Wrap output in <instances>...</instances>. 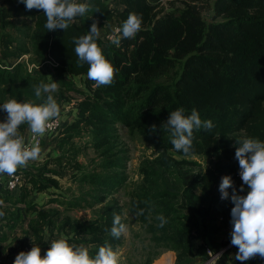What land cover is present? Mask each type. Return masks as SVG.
<instances>
[{"label": "trees", "instance_id": "1", "mask_svg": "<svg viewBox=\"0 0 264 264\" xmlns=\"http://www.w3.org/2000/svg\"><path fill=\"white\" fill-rule=\"evenodd\" d=\"M195 1L184 0L183 8L162 14L158 9L159 3L147 0H78V3L91 5L92 11L84 17H77L66 31H48L44 27L46 16L42 10H27L18 0H3L0 3V31L13 28L28 43L7 34L0 35L3 59H14L11 67L0 69V98L2 101L8 98L41 104L46 97L37 100L33 88L40 82L57 83L58 89L52 95L61 106L67 102L66 92L81 94L83 100L69 112L71 120L63 116L67 103L60 109L63 128L61 136H57V147L61 153L51 162L60 170L70 166L74 157L67 158L64 147L87 130L101 158L98 166L101 173L79 171V179L102 194L109 193L124 181L116 174H120L118 171L122 167L113 141L116 124L135 131L161 152L159 165L170 172L173 159L167 152L187 156L176 151L171 144L170 133L161 130L170 112L182 107L185 114L190 115L191 110L196 109L202 120H211L214 125L211 130H194L193 150L188 155L209 156L217 159V163L213 169L199 172L192 180L184 182L181 196L188 211L181 215L179 210L163 200L152 210L157 224L153 231L160 239L180 254H196L205 260V249L202 245L195 248L192 232L205 237L213 250L218 249L219 244L214 240L216 232L213 228L209 230L206 224L215 199L220 207L217 208L218 214L219 210L222 212L223 224L232 230V189H228L229 198L222 209L217 197L221 178L230 176L240 195H246L249 190L244 185V191H239L243 182L237 177L236 139L264 140V0H214L209 22L202 17ZM109 2H113L111 7ZM129 14L142 19L141 30L135 38H122L119 47L100 38L96 40L116 72L111 85L93 87L94 81L87 77L89 65L78 63L74 38L86 35L93 22L100 30L110 22L121 28ZM13 20H28L32 26L22 22L18 27ZM25 54L33 56L40 63L35 65L39 68L29 73L25 68L28 63L21 59ZM72 78H81L83 88L73 87ZM153 124L157 128L155 133L150 130ZM26 127V123L21 125L18 132H23ZM52 139L54 137L43 140L41 144L45 145ZM76 166L74 162L70 167L74 170ZM45 173L58 175L53 170L35 174L17 169L15 174L22 177L19 192L6 190L4 180H0V201L12 206L21 203L26 208L23 211L18 209L10 221L15 223L23 213L34 214L30 228L41 248L42 257L48 249H42L45 242L41 228L52 225L50 212L36 208L29 195L32 192L36 195L45 192L56 194L60 188L59 183ZM153 173L158 175L152 169L146 174L152 176ZM220 174H223L221 178L218 177ZM74 175L76 179L77 174ZM215 188L214 199L212 192ZM196 189L201 191L200 195L195 193ZM163 195L174 199L177 192L169 189L154 197ZM151 197L144 191L131 205L135 213L144 209V214L140 215L142 220L152 208V204H147ZM93 198L100 201L103 197ZM68 205L77 206L71 202ZM161 214L168 221L163 228L158 227L156 219ZM113 218L111 212L105 211L100 223L84 225L72 222L76 227L75 235H89L91 243L105 245L107 242L113 246L114 238L109 241L104 236L111 229ZM73 241L77 243V240ZM89 255L94 257L96 252H89ZM260 260L253 259L247 264H259ZM226 261L227 257L223 256L221 264Z\"/></svg>", "mask_w": 264, "mask_h": 264}, {"label": "rangeland", "instance_id": "2", "mask_svg": "<svg viewBox=\"0 0 264 264\" xmlns=\"http://www.w3.org/2000/svg\"><path fill=\"white\" fill-rule=\"evenodd\" d=\"M2 1L3 0H0V3ZM147 1L149 3H159L158 9L162 11V14L179 10L184 6V0ZM213 1L214 0L195 1L202 17L207 22L210 21L212 15L211 7ZM109 4L113 5V2H109ZM217 21H220V19H217ZM12 22L18 27H21L22 22H26L27 26H32V23L28 20H13ZM116 28L117 26L110 22L107 26H104L103 33L105 35L114 36L116 34ZM1 34H7L13 38H18L23 43H28L27 39L20 36L13 28L0 31V35ZM100 34L102 33L100 32ZM2 50L3 48L0 46V69H4L6 66L11 67L14 64V59H3ZM23 60L28 63V66H25L28 70H33L32 65L35 66L39 63L33 56H30V54L23 55ZM70 82H72L75 88H83V81L81 78H72ZM65 96L68 99L66 100L67 102H65L67 104L63 108V111L66 112L65 115L69 117L68 119H71L69 112H72L76 108L75 106L83 100V96L77 92L71 91L66 92ZM7 101H9L8 98L5 99V101H2L0 98V105ZM65 103H63V105ZM63 105H59L60 109ZM6 117L7 113L0 109V122L5 121ZM26 126H28L27 123ZM115 128L116 132L114 135L116 137L113 141L116 143L115 150L122 160V167L119 171L117 170L120 174H116L123 177L124 181L114 190L109 191V193L102 194L99 191H94V187L79 179V171L86 173H101L98 167L101 163V158L99 152L93 147L91 136L87 130H83L78 137H74L64 147L66 157H74L72 162H70V166L74 162L77 163L74 170L70 166H66L67 170H60L51 162L52 158L57 157L61 153V150H58L57 147L59 143L57 142V136L51 141L49 140L47 144H41V159L30 161L26 167L18 168L19 170L35 174L42 173L44 170L58 172V175L45 173L46 176L51 175L52 178L59 183L60 188L58 189V193L50 194L45 192L36 195L32 192L29 195V199L36 204V208H41L44 211L50 212L52 225L47 228H41V231H44L43 235L45 242L42 248L43 251L50 247L53 240L64 238L70 244H75L73 240H77L76 245L84 246L92 254L94 252L97 253L99 247L104 245L97 242L91 243L90 240L92 237L89 235L81 237L76 236L74 232L76 227L72 222L84 225L93 222L95 224L97 222L100 223L103 221L100 217L104 216L105 211H108L112 213L113 217L114 215H120L121 222L127 226V231L123 233L119 239L114 238V241L111 242L113 243V250L119 255V264H204L206 260H202L196 254H180V251L174 250L173 246L168 244L165 240L160 239L159 235L153 231V228L156 227L157 224L152 215V210H155V204L163 200L169 202L170 205L180 211L181 215H184L188 211L185 208L186 204L181 196L184 182L192 180L199 172L204 173L208 169H213L217 163V159L209 156H184L169 151L167 154L173 159V168H171L170 172L164 171V167L160 166L158 161L159 156L162 154L161 152L156 150L130 128L122 124H116ZM18 133L21 134L22 132ZM63 165L65 164L63 163ZM150 169L156 171L158 175L154 173L152 176L147 175L146 173L150 172ZM112 173L114 174V172ZM74 174H77L76 179L73 178L75 176ZM1 176H4V182L8 178L7 174L0 175V177ZM222 176L223 174L218 175L219 178ZM169 189L177 192V196H175L174 199L172 197L170 199L165 198L164 195L161 197H154ZM144 191L152 196L151 202L147 203L152 204V208L148 210L149 215H145V220H142L140 215L137 216L136 213L132 211L131 205ZM215 191L216 188L212 192L213 198ZM195 193L200 195L201 191L196 189ZM93 196H100L103 198L100 201H96ZM51 199H55L56 201H51ZM69 202L77 204V206H70L68 205ZM213 206L214 207L210 210V216L206 220V224L209 225V230L213 228L216 232L214 234L216 243L221 242L223 245L230 244L232 230L223 224L222 219L220 220V213L218 214L217 210V208L220 207L216 199ZM18 209L22 211L26 210L24 204L21 203L12 206L10 203L4 202L3 205H0V211L5 213L3 217H0V227L3 226V234L11 237L13 239L12 243L15 245H17L19 241V249L27 245L34 246L33 242L37 245L35 236L30 228V223L34 218L33 213H23L22 217L15 223L10 221L11 215L15 214ZM67 220L69 223H67ZM8 224H11V226L15 228L13 229L12 227L8 229ZM112 224L113 222H111V225ZM104 236L108 237L109 241L113 238L110 235V230H108ZM194 244L195 248L200 246L198 243ZM237 251L238 248L235 247L233 251L225 253L223 256H226L227 259L230 260Z\"/></svg>", "mask_w": 264, "mask_h": 264}, {"label": "clouds", "instance_id": "3", "mask_svg": "<svg viewBox=\"0 0 264 264\" xmlns=\"http://www.w3.org/2000/svg\"><path fill=\"white\" fill-rule=\"evenodd\" d=\"M18 2L24 4L27 10H42L46 16L44 27L48 31H66L77 17H84L92 11L91 5L78 3L76 0ZM141 26L142 19L136 14H129L122 27L115 30L112 43L119 47L122 38H135ZM99 37L100 28L93 22L86 35L74 38L78 63L89 65L87 77L94 81L93 87L111 85L116 72L96 43ZM33 88L37 100L46 97L43 103L18 102L11 99L0 105V109L7 113L6 120L0 122V175L12 176L18 168L26 167L30 161L42 158L38 145L25 146L24 137L18 133L21 125L27 123L31 133L43 136L51 128L50 121L58 119L61 115L60 106L52 95L58 89L56 82H40L33 85ZM185 112L182 107L170 112L161 130L170 133L171 144L176 151L188 155L193 150L194 130H211L214 125L211 120H202L196 109H192L190 115ZM150 130L155 133L156 125L153 124ZM234 146L235 159L239 163V175L243 182L239 191H244V185L249 190L246 195L238 194L232 178L225 175L221 178L219 191L221 199L224 200L229 198L228 189H232L230 199L234 207L231 209V244L238 248L235 259L245 262L257 256L264 258V142L256 138H242L236 139ZM0 205H3V201H0ZM143 214L144 209L136 212L137 216ZM4 215L5 213L0 211V217ZM156 219L160 228L168 223L162 214ZM126 231L127 226L121 222V216L114 215L110 235L119 239ZM33 244L30 251H21L13 264H119L118 253L107 242L99 247L94 257H90L88 249L84 246L70 244L64 238L53 240L43 257L41 248L34 242Z\"/></svg>", "mask_w": 264, "mask_h": 264}, {"label": "built area", "instance_id": "4", "mask_svg": "<svg viewBox=\"0 0 264 264\" xmlns=\"http://www.w3.org/2000/svg\"><path fill=\"white\" fill-rule=\"evenodd\" d=\"M76 2H78V0H76ZM109 6L111 7L112 5L109 4ZM100 32L102 33V34H100V37H99L100 39H102L105 43H107V42L112 43V37L113 36H110L108 34L105 35L103 33V30L102 31L100 30ZM21 59H23V57ZM18 61H20V59ZM27 66H28V64H27ZM32 68L34 70V69H37L39 67L32 65ZM33 70L29 69L28 72L30 73ZM50 124H51V128L49 130H47L43 136H38V135L31 133L29 126H27L23 130V132L20 134L24 137L25 146L26 147H32L34 145H38L40 147L43 140L53 138L55 136H61L60 133H61L62 128H63V119L61 118V115L58 119H54L53 121H50ZM239 171H240V169H238V171H237V177L241 180V177L239 175ZM21 183H22L21 175L14 174L12 176H8V178L4 182V187L6 190H8L10 192H14L15 190H18ZM217 195H218L217 196L218 201L220 203L219 205H221V208L224 209L226 202H227V199L222 200L221 199V193H218ZM219 213H220L219 217L221 220L222 219L221 210H219ZM192 235L195 237L194 242L198 243V245H202L205 249V254H206L207 258L205 259L206 261L204 262V264H221V258L223 257V255L225 253H230L236 247V246H233L231 243L223 245L221 242H218V244H219L218 249L213 250L209 246V244L206 243L205 237H203L201 234H198L197 232L193 231ZM32 247H33V245L24 246L21 249V251L28 252L31 250ZM217 255H219V256H217ZM235 255L232 257V259H230V260L227 259L225 264H247L248 262H250L253 259L261 258V257L257 256L251 260L241 262V261H238L235 259ZM0 264H1V260H0ZM259 264H264V258H261Z\"/></svg>", "mask_w": 264, "mask_h": 264}, {"label": "crops", "instance_id": "5", "mask_svg": "<svg viewBox=\"0 0 264 264\" xmlns=\"http://www.w3.org/2000/svg\"><path fill=\"white\" fill-rule=\"evenodd\" d=\"M66 113L63 112L64 117ZM69 118V117H68ZM71 120V119H68ZM0 180H4V176L0 177ZM14 216V215H13ZM1 226V225H0ZM11 224H8L7 228H12ZM15 227H13L14 229ZM3 226L0 227V260L1 264H13L15 257L21 252L19 249V241L18 244L15 245L12 243V238L3 234Z\"/></svg>", "mask_w": 264, "mask_h": 264}]
</instances>
